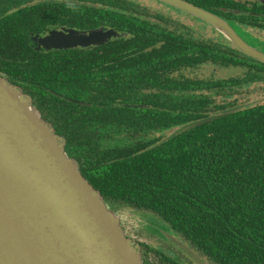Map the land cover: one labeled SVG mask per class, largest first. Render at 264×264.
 Returning a JSON list of instances; mask_svg holds the SVG:
<instances>
[{
  "label": "trees",
  "instance_id": "obj_1",
  "mask_svg": "<svg viewBox=\"0 0 264 264\" xmlns=\"http://www.w3.org/2000/svg\"><path fill=\"white\" fill-rule=\"evenodd\" d=\"M185 1L264 29V0ZM144 14H111V51L151 48L119 70L4 73L67 139L66 154L110 208L155 214L209 264H264V64L215 30H170ZM202 68L200 78L193 71ZM222 70L236 75L218 77Z\"/></svg>",
  "mask_w": 264,
  "mask_h": 264
},
{
  "label": "water",
  "instance_id": "obj_2",
  "mask_svg": "<svg viewBox=\"0 0 264 264\" xmlns=\"http://www.w3.org/2000/svg\"><path fill=\"white\" fill-rule=\"evenodd\" d=\"M156 1L207 23L243 55L264 64V53L218 15L185 0ZM102 35L110 39L117 33ZM100 36L89 38L97 42ZM240 109L194 122L174 135ZM152 229L195 264H207L177 237L155 225ZM0 264H143L141 247L126 236L118 213L84 178L22 89L1 75Z\"/></svg>",
  "mask_w": 264,
  "mask_h": 264
},
{
  "label": "flooded vegetation",
  "instance_id": "obj_3",
  "mask_svg": "<svg viewBox=\"0 0 264 264\" xmlns=\"http://www.w3.org/2000/svg\"><path fill=\"white\" fill-rule=\"evenodd\" d=\"M149 1L165 11H169L171 7L156 0ZM129 9L140 17L141 12L147 14L137 0H0V75L10 81L4 73L6 70H119L122 68V60L132 58H136L137 61L142 60L151 48L142 50L139 47L133 51L127 50L120 44L111 51L114 46L109 45L116 36L107 39L102 35L111 30L115 31L112 25L118 20L111 21L112 13L122 14L124 10ZM147 18L153 20L149 14ZM153 22L157 21L153 20ZM238 26L248 35L250 34L252 37L250 35L249 37L254 42L257 41L258 50L264 53V29L260 27L257 29L248 22L240 21ZM210 29L214 33L211 26ZM97 32L101 34L97 38L98 41H91L89 36ZM49 40L52 42L49 43ZM110 51L113 55L112 61L109 57ZM144 54L146 55L143 56ZM14 85L21 88L17 83ZM22 91L30 102L33 101L29 94L23 89ZM54 133L66 152L67 139L58 135L55 130ZM70 135L74 136V133ZM115 208L116 212L120 209H128L144 218L148 216L151 221L156 219L158 222L155 223L164 224L155 214L148 211H135L123 206ZM120 224L125 232L121 219ZM167 230L176 237L168 227ZM147 235L154 240L149 246L133 240L126 234L140 245L143 264H195L187 254L171 242L156 234L147 232ZM148 255H152L155 260H151L150 263Z\"/></svg>",
  "mask_w": 264,
  "mask_h": 264
},
{
  "label": "rangeland",
  "instance_id": "obj_4",
  "mask_svg": "<svg viewBox=\"0 0 264 264\" xmlns=\"http://www.w3.org/2000/svg\"><path fill=\"white\" fill-rule=\"evenodd\" d=\"M154 1V0H151ZM137 2L141 5L142 10H144L147 14H149V17L153 18V20L157 21V22H161L163 25H165L166 27H168L170 30L176 29L177 27H188L189 29H193V25H195V29L199 28V32L203 35L208 36L209 34H213L211 32V29L208 27V24H206L205 22L197 19V18H185L182 16H179V12L174 8L169 7L172 11H165L162 10L161 7H156L154 4H152L149 0H137ZM156 3V2H155ZM158 4V3H157ZM167 6V5H166ZM183 13V12H181ZM233 27L237 30V32L243 37V40L251 45H255V42L253 39H251L249 37V35L246 33V31L244 32V30L236 27L234 24H232ZM198 31L195 30L196 34H199ZM190 72V71H189ZM194 74H196L198 77L201 78L202 75H204L206 73L205 69H200L197 71H193ZM229 72V73H228ZM187 74H189L188 72H184ZM228 73V74H226ZM236 75V70L233 71H220L218 77H223V78H227V76L229 75ZM253 94V93H252ZM253 97L256 96V94L252 95ZM109 207V206H108ZM110 208V207H109ZM112 210V208H110ZM115 213H118L119 218L122 221V224L125 228V232L128 235V237L132 238L133 240H138L144 244H147L146 246H149L150 243H153L154 240L152 238H149V236L147 235L148 233L151 234H156L158 235L153 229H152V225H155L156 228H160V229H164L168 232L167 230V226L159 223H155L158 222L156 221V219H154L153 221H151L148 216H146L145 218L140 216L138 213L132 212L128 209H120L117 212L115 210H112ZM148 217V218H147ZM145 232H144V231ZM161 237V236H160ZM149 258V262L151 263V260L154 259V257L152 255H148ZM155 260V259H154Z\"/></svg>",
  "mask_w": 264,
  "mask_h": 264
}]
</instances>
